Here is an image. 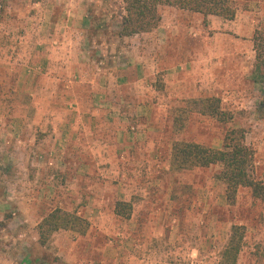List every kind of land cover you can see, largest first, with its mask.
I'll return each mask as SVG.
<instances>
[{
  "label": "rangeland",
  "instance_id": "374dc122",
  "mask_svg": "<svg viewBox=\"0 0 264 264\" xmlns=\"http://www.w3.org/2000/svg\"><path fill=\"white\" fill-rule=\"evenodd\" d=\"M121 15V0H0V264H225L235 227L236 264H264V201L249 188L228 201L221 165L172 163L177 143L222 150L241 129L264 185V27L210 32L211 57L165 58L161 25L123 37ZM190 34L183 46L205 51L211 36ZM212 98L229 122L205 112ZM56 210L87 233L42 244L38 226Z\"/></svg>",
  "mask_w": 264,
  "mask_h": 264
},
{
  "label": "trees",
  "instance_id": "16d2710c",
  "mask_svg": "<svg viewBox=\"0 0 264 264\" xmlns=\"http://www.w3.org/2000/svg\"><path fill=\"white\" fill-rule=\"evenodd\" d=\"M122 15L120 36L131 37L147 34L156 30L162 23L160 7H173L182 11L199 13L204 17L215 16L225 20H234L236 8L231 0H121ZM257 62L264 70V42L260 38L255 41ZM205 112L219 120L229 122L230 117L221 110L220 100L205 99L201 101ZM173 166L180 170L193 168H207L221 165L222 171L218 179L226 185L227 199L234 202L240 188H249L253 196L264 201V185L253 179L250 167L254 153L246 144L245 132L241 129H232L226 132L222 150L207 148L197 143H177L173 148ZM130 203H118L116 214L120 217H129ZM42 244L49 236L60 230H71L86 234L89 223L75 214L63 213L56 210L48 215L38 226ZM240 228L235 227L229 244L223 253V263L236 264L241 251L242 238Z\"/></svg>",
  "mask_w": 264,
  "mask_h": 264
},
{
  "label": "crops",
  "instance_id": "0c3cea01",
  "mask_svg": "<svg viewBox=\"0 0 264 264\" xmlns=\"http://www.w3.org/2000/svg\"><path fill=\"white\" fill-rule=\"evenodd\" d=\"M241 2V6L236 7V17L234 20H225L220 17L208 16L204 17L199 13H191L182 11L173 7H165L162 15V23L160 28L163 29L157 31L162 33V52L161 55L165 58L172 57H194V56H206L211 57L214 48L212 49V39L219 35L217 32L227 33L233 32L237 36L242 35L247 38L250 34H253L258 27H264V9L262 6L261 11L258 13L256 9V4L262 3L261 0H235ZM264 5V3H263ZM263 10V11H262ZM192 17L193 21L189 23L185 22V19H190ZM186 24V25H185ZM191 28L192 37L191 41H200L201 39H207L206 36H211L210 32L214 33V37H209V43H207V48L202 51L199 46L192 48H185L181 43V32L187 27ZM205 31V32H204ZM142 35H148L142 34ZM207 53V54H206ZM215 55V53H214ZM211 62V60L209 61ZM181 66V70H186L185 65ZM136 69H140L137 66Z\"/></svg>",
  "mask_w": 264,
  "mask_h": 264
}]
</instances>
